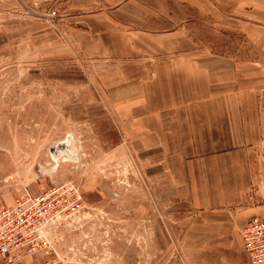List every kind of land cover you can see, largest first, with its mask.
Instances as JSON below:
<instances>
[{
    "label": "rangeland",
    "instance_id": "1",
    "mask_svg": "<svg viewBox=\"0 0 264 264\" xmlns=\"http://www.w3.org/2000/svg\"><path fill=\"white\" fill-rule=\"evenodd\" d=\"M31 1L0 0V208L76 187L82 208L52 226L56 264H246L235 251L198 254L203 223L185 202L158 199L149 187L147 162L126 142L99 89L107 67L79 64L70 46L39 41L48 10L54 21L60 13L57 4ZM194 22L198 50L245 67L244 86L260 105L261 136L248 150L251 183L242 204L264 207V31L211 30L201 16Z\"/></svg>",
    "mask_w": 264,
    "mask_h": 264
},
{
    "label": "crops",
    "instance_id": "2",
    "mask_svg": "<svg viewBox=\"0 0 264 264\" xmlns=\"http://www.w3.org/2000/svg\"><path fill=\"white\" fill-rule=\"evenodd\" d=\"M44 1L58 5L60 20L48 10L39 41L70 46L79 64L107 67L99 89L147 162L149 187L158 199L185 202L203 223L198 254L243 253L238 229L264 217V207L242 204L260 105L244 86L245 67L199 51L191 36L199 16L211 30L264 31V0Z\"/></svg>",
    "mask_w": 264,
    "mask_h": 264
},
{
    "label": "built area",
    "instance_id": "3",
    "mask_svg": "<svg viewBox=\"0 0 264 264\" xmlns=\"http://www.w3.org/2000/svg\"><path fill=\"white\" fill-rule=\"evenodd\" d=\"M81 208V194L74 186L54 187L1 207L0 264H56L52 226ZM240 235L246 264H264V217L249 219Z\"/></svg>",
    "mask_w": 264,
    "mask_h": 264
}]
</instances>
